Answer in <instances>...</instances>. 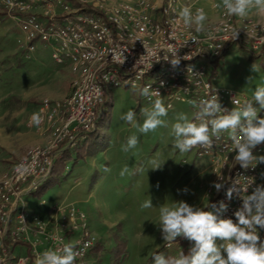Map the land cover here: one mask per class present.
Segmentation results:
<instances>
[{
    "label": "built area",
    "instance_id": "obj_1",
    "mask_svg": "<svg viewBox=\"0 0 264 264\" xmlns=\"http://www.w3.org/2000/svg\"><path fill=\"white\" fill-rule=\"evenodd\" d=\"M199 1L0 0V17L18 22L21 53L31 57L41 46L51 47L53 61L72 76L68 96L61 100L44 98L38 104L37 113L42 117L39 129L46 132V143L31 147L12 161L0 178V264H35L38 254L68 243L75 244L80 252L75 264H90L88 257L97 238L87 215L75 207H58L55 212L60 220L45 221L29 212L25 197L50 177L65 149L76 147L97 129L108 113L107 106L112 105L113 89L136 85L140 90L151 84L165 106L171 105L169 109L185 103L194 111L197 109L189 101L199 102L211 94H217L222 107L228 109L234 107L232 100L252 99L217 86L215 68L233 44L264 61V23L229 18L221 11L218 20L206 23L204 33L196 34L194 26H185L177 12L184 5L193 10L202 7ZM192 35L199 37L196 44L190 41ZM173 51L181 57L177 68L164 60V55ZM253 106L258 107L256 102ZM259 115L264 117V111ZM191 151L209 160L213 185L221 182L218 175L224 178L220 191L214 186L208 188L209 204L218 206L223 201L228 208L222 218L235 222L234 213L243 201L235 193L229 200L227 188L235 180L246 186L244 178H254V184L242 193L250 195L256 185L264 184V164L248 169L233 166L234 153L227 134L211 149L196 147ZM254 155H264V145L258 146ZM257 230L264 241V229Z\"/></svg>",
    "mask_w": 264,
    "mask_h": 264
},
{
    "label": "rangeland",
    "instance_id": "obj_2",
    "mask_svg": "<svg viewBox=\"0 0 264 264\" xmlns=\"http://www.w3.org/2000/svg\"><path fill=\"white\" fill-rule=\"evenodd\" d=\"M246 19L261 22L249 15ZM212 21L215 20L205 23ZM20 38L18 22L0 17V144L7 142L15 118L29 124V140L36 136L35 133L46 136V132L31 122L38 104L44 98L61 100L72 90L70 71L53 61L51 47L41 46L31 57H25L21 53ZM253 64L257 68L255 72ZM215 74L217 86L252 98L255 87L264 86V61L245 47L233 44L216 64ZM111 95L112 105L107 106V115L89 138V141L98 142L99 147L108 149H99L93 159L81 160L79 168L73 166L77 153L72 151L61 182L48 185L44 182L38 188L40 192L37 193V189L26 196L25 202L46 221L49 219L46 210L56 201L73 202L86 213L97 238L88 257L90 264H151L153 253L176 256L183 251L186 254L190 242L177 238L167 246L157 225L159 207L165 203L183 200L198 207L209 203L207 190L214 181L210 162L196 157L193 151L180 153L172 147L169 135L177 113L183 112L192 118L195 111L188 104H176L165 117L168 127L144 135L120 117L132 109L137 113L136 122L142 123L140 110L151 107L150 102L133 87L115 88ZM133 134L139 140L136 148L122 151L121 145ZM78 148L80 155L86 153L85 148ZM23 152L11 160L21 158L25 155ZM6 158L0 150V177L7 168ZM153 159L161 164L165 162L160 168L151 169ZM105 166L111 170L104 172ZM125 166L128 171L121 175ZM106 175L105 181H100V177ZM150 198L153 207L143 209L141 205ZM41 200H46L47 204L41 206Z\"/></svg>",
    "mask_w": 264,
    "mask_h": 264
},
{
    "label": "clouds",
    "instance_id": "obj_3",
    "mask_svg": "<svg viewBox=\"0 0 264 264\" xmlns=\"http://www.w3.org/2000/svg\"><path fill=\"white\" fill-rule=\"evenodd\" d=\"M213 7L229 18H245L253 10L264 11V0H218ZM177 17L185 26H194L196 34L206 31L208 14L203 7L193 10L192 6L184 5L178 10ZM238 34V30L234 31L235 39ZM208 35L211 38V34ZM198 39V35H192L190 41L196 44ZM164 60L170 61L172 67L177 68L181 57L178 51H173L170 56L164 55ZM188 71L192 72V68L189 67ZM252 71H257L255 64L252 65ZM140 95L147 97L151 104V107L140 110L142 123L136 122L137 113L132 109L120 118L133 124L139 133L144 135L155 133L161 127H168L165 117L171 105L165 106L159 98V91L153 90L149 84L140 89ZM152 97L157 98L153 100ZM254 102L258 103L259 107H254ZM189 103L197 109L192 118L183 112L177 113L175 122L171 125L169 135L172 137L174 149L180 153L190 152L196 147L211 149L216 141L227 134L234 153L233 166L238 164L241 168L248 169L257 164H264V155H254V150L264 145V117L259 115L264 111V86L255 87L251 100H232L234 107L231 109L222 107L217 94H211L199 102L190 100ZM31 121L39 126L42 117L33 113ZM138 142V137L133 134L121 145V150L129 152L136 148ZM150 163L153 165L151 169L160 168L163 164L155 159ZM103 170L109 172L111 169L105 166ZM127 171L125 166L120 174L124 175ZM218 177L221 182L214 183L213 186L220 191L224 187V178L220 175ZM261 177H264V172ZM244 179L246 186L235 180L226 192L229 200L235 193L243 201L242 206L234 213L235 222L231 218H222L228 208L223 201L219 202L218 206L207 203L203 207L190 205L183 200L161 205L157 226L162 240L170 246L177 238H183L188 240L191 246L187 254L183 251L176 256L163 252L153 253L151 264H264V241L257 230L264 229V184L256 185L250 195H245L242 193L247 192L248 187L254 184V178ZM141 207H153L151 198L144 201ZM78 256L80 252L76 245L68 243L58 250L47 249L38 254L35 264H75Z\"/></svg>",
    "mask_w": 264,
    "mask_h": 264
},
{
    "label": "crops",
    "instance_id": "obj_4",
    "mask_svg": "<svg viewBox=\"0 0 264 264\" xmlns=\"http://www.w3.org/2000/svg\"><path fill=\"white\" fill-rule=\"evenodd\" d=\"M217 2H218V0H200L199 1L200 5L205 9V12L208 14V20H215L216 21V20L219 19L221 11L218 10V9H215L213 7V5L215 3H217ZM249 16L252 17V18L254 17V19L257 18L258 21L264 22V11H259L258 10V11L254 12V13H250ZM37 110H38V106H37ZM28 126H29V124L26 122V120H25V123H24V120H22V119H20V120H19V118L13 119V121L11 123V127H10V134L7 136V142H3V143L0 144V150L7 157L4 160V162L7 163L6 170L11 166V163H12L11 157H14L15 155L19 156V154H21L26 149L23 152L25 154L26 151L29 148H31L32 146L37 145V144H44L46 142L47 137L43 136L41 134L39 135L37 133H35L36 136H34L33 139L29 140L28 139V135L30 133V130H29ZM107 149H108V147H105L103 151H106ZM94 157H96V156L95 155L86 156L85 160L87 161L88 159H90V158L93 159ZM186 162L187 161L184 159L183 160V164H185ZM81 165H82V161H80L78 163V165L75 166V167L79 168V167H81ZM210 171H211V175H212V177L214 179V176H213L211 168H210ZM101 177H100V181H105V179L107 178V175H106V177L105 176L103 178H101ZM79 179H80V177H78L76 181H78ZM46 204H47L46 200H41L40 201V205L41 206H45ZM27 207H28L29 212L34 213V214L38 215L39 217H41L43 220H45L42 216L37 214L34 210L30 209L28 205H27ZM58 207H67V208L68 207H75V208L81 210L73 202H65V201L59 202V201H56V202L52 203L48 207V209L46 210L47 216L49 218L48 221L53 220V219L57 220V221L60 220V215L58 213L56 214V212H55V208H58ZM87 217H88V215H87Z\"/></svg>",
    "mask_w": 264,
    "mask_h": 264
},
{
    "label": "trees",
    "instance_id": "obj_5",
    "mask_svg": "<svg viewBox=\"0 0 264 264\" xmlns=\"http://www.w3.org/2000/svg\"><path fill=\"white\" fill-rule=\"evenodd\" d=\"M101 120H103V118L100 119V121ZM94 131H96V130H94ZM94 131L89 133L84 139H81L79 144L76 147H74L72 149H65L63 151V153L57 158L55 165H54V168H53L51 175H50L51 177H49L45 181V184H47V183L51 184L53 182H58V183L61 182V179L64 178L62 176V174L64 173V171L66 169H68V165H66V162L72 158V151H75L77 153L76 158L74 159V162H73V166H76L81 160H84L86 158V156H93L94 154H96L98 152L99 149L104 150V148L99 147L98 142L92 141V140L89 141V138ZM78 147L85 148L86 153L80 155V153L77 150ZM38 192H40L39 189H38L37 193Z\"/></svg>",
    "mask_w": 264,
    "mask_h": 264
}]
</instances>
